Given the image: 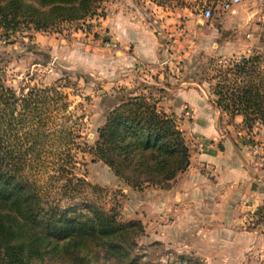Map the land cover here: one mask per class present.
I'll return each instance as SVG.
<instances>
[{
  "label": "trees",
  "instance_id": "1",
  "mask_svg": "<svg viewBox=\"0 0 264 264\" xmlns=\"http://www.w3.org/2000/svg\"><path fill=\"white\" fill-rule=\"evenodd\" d=\"M102 1L0 0V34L10 37L23 27L44 30L63 22L85 23L98 14ZM261 58L244 56L213 77L216 106L230 117L241 115L249 131L264 125ZM3 72L0 67V264H85L87 257L101 252L115 264H138L131 252L144 234L140 221L120 222L90 201L82 208L47 203L49 185L40 183L32 171L48 173L55 184L62 180L58 188L64 196L74 198L84 185L73 171L77 135L68 126H48L54 111L68 107L66 102L59 105L66 95L52 85L19 96L6 84ZM116 103L98 129L95 145L88 147L92 160L103 161L135 188L144 183L169 186L191 161L174 117L145 96ZM254 215L264 220V204Z\"/></svg>",
  "mask_w": 264,
  "mask_h": 264
},
{
  "label": "rangeland",
  "instance_id": "2",
  "mask_svg": "<svg viewBox=\"0 0 264 264\" xmlns=\"http://www.w3.org/2000/svg\"><path fill=\"white\" fill-rule=\"evenodd\" d=\"M158 1L103 0L98 14L85 23L63 22L44 30L23 27L10 37L0 34V67L4 71L8 86L14 88L19 96H23L34 87L57 85L66 95L59 105L66 102L68 107L54 111V119L48 126L52 129L68 126L74 131L73 134L77 135L75 141L79 148L72 149L76 159L73 171L84 181V185L77 188L72 198L64 196L66 192L58 188L64 183L62 180L55 184L49 181L48 173L32 171L31 174L39 179L40 183L49 185L46 197L48 204L59 201L62 205H77L82 208L83 202L90 201L114 213L120 222L140 221L144 234L138 238L137 246L131 252V255L137 258L138 264H264V220L258 221L259 218L254 215L256 210L249 212L246 228L252 232L244 236V241L233 252L235 257L203 256L200 253L199 241H186L185 228L174 222V212L171 209H156L158 190L168 189L171 184L161 187L144 183L141 188H135L120 179L103 161H93V156L89 153L88 147L95 145L98 129L106 122L108 113L114 108L115 104L111 100L113 97L119 99L127 95L129 90L125 85L108 84L110 80H117L121 75L118 70H108L104 65L105 54L110 52L109 48L116 46L115 42L109 39L105 20L120 11L121 6H128L124 10L132 15L137 14L148 19L153 17L152 14L155 15L154 5L162 8L187 5L199 12H203L205 7H210L213 11L211 18L216 26L223 32L224 37L235 44V52L229 55H220L213 48H202L200 52L189 55L195 63L193 70L196 71L198 79L207 81L208 89L212 92L217 84V79L213 77L218 74V70L244 56L261 55L260 66L264 69V0H242L227 9H222L221 0ZM226 14H231L233 19L221 22V18ZM125 15L130 16L127 12ZM180 20L177 26L184 22L183 17ZM164 34L165 30L159 33L165 47L166 59L169 53L173 54L170 69L178 79H182L186 71V68H183L184 61L194 47L195 35L191 30L189 36L182 34V29L168 31L166 36H163ZM108 42L114 45L109 46ZM94 53L100 56L95 57ZM100 60L102 67L96 68L94 65ZM177 62H180L181 72L176 69ZM136 76L139 78L138 74ZM137 85L136 83L132 87ZM213 98L215 99V96ZM174 119L186 138L184 122L175 117ZM243 130L242 139L249 146L253 143H264L256 136L258 130L257 133L256 130L249 133L244 126ZM188 139L186 138V141L189 145L192 140ZM262 149L263 159L259 160V163L264 174V146ZM258 183L264 190V183ZM263 204L264 198L260 206ZM247 243L251 244L250 248L245 247L244 244ZM203 248L210 246L205 244ZM36 264L69 263L47 260L45 263ZM85 264L115 263L101 252L97 256L87 257Z\"/></svg>",
  "mask_w": 264,
  "mask_h": 264
},
{
  "label": "crops",
  "instance_id": "3",
  "mask_svg": "<svg viewBox=\"0 0 264 264\" xmlns=\"http://www.w3.org/2000/svg\"><path fill=\"white\" fill-rule=\"evenodd\" d=\"M125 7L128 6H121L120 11L105 20L109 39L116 46L105 54L104 65L108 70H118L121 75L108 84L125 85L129 89L127 95L119 99L113 97L112 103L116 105L117 100L145 96L158 109L182 120L186 138L192 140L189 167L168 189L159 188L156 209H171L175 214L174 222L185 228L186 241L201 243L203 256L233 258L244 236L252 232L246 228L247 217L249 212L257 211L264 198V190L258 183L264 179V174L251 146L242 139L243 117H230L216 106L208 82L198 79L193 70L195 63L189 55L202 48L229 55L235 52V44L223 36L212 18H206L203 12L190 6L162 8L154 5L155 15L149 19L132 15ZM182 17L196 41L184 61L185 76L178 79L170 69L171 62L166 59L159 33L165 30L163 36H166L168 31L178 29L177 23ZM230 19L233 16L226 14L221 22ZM94 56L100 55L94 53ZM101 64L102 60L94 66L101 68ZM136 83L138 85L132 87ZM186 109L191 114L188 117ZM255 130L256 133L258 130L257 138L264 142V125ZM205 244L210 248L204 249ZM244 245L251 246L250 243Z\"/></svg>",
  "mask_w": 264,
  "mask_h": 264
},
{
  "label": "built area",
  "instance_id": "4",
  "mask_svg": "<svg viewBox=\"0 0 264 264\" xmlns=\"http://www.w3.org/2000/svg\"><path fill=\"white\" fill-rule=\"evenodd\" d=\"M242 0H221V6H222V9H227L229 7H231L232 5L236 4V3H239L241 2ZM203 14L206 18L210 19L213 15V11L210 7H205L204 8V11H203ZM178 29H182V34H186L187 36H189L190 34V30H188L186 28V25H185V22H182L181 25L178 27ZM108 45L111 46V45H114L113 43H110L108 42ZM173 54L172 53H169V57H168V60L170 61L171 58H172ZM180 68V62H177L176 63V69L178 70ZM179 72H181V70L179 69ZM185 115L186 116H190V111L188 109H186V112H185ZM249 133L253 132V131H249ZM248 137H250V135L248 134ZM200 147H203L202 144H199ZM251 148H252V151H253V155L258 159V160H262L263 157L261 156V153L263 151V145L261 143H253L251 145ZM262 150V151H261ZM264 177V176H263ZM262 182L264 183V179L262 180Z\"/></svg>",
  "mask_w": 264,
  "mask_h": 264
}]
</instances>
